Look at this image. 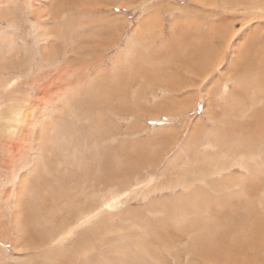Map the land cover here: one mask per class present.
Returning <instances> with one entry per match:
<instances>
[{
	"label": "rangeland",
	"instance_id": "obj_1",
	"mask_svg": "<svg viewBox=\"0 0 264 264\" xmlns=\"http://www.w3.org/2000/svg\"><path fill=\"white\" fill-rule=\"evenodd\" d=\"M82 263L264 264V0H0V264Z\"/></svg>",
	"mask_w": 264,
	"mask_h": 264
},
{
	"label": "bare ground",
	"instance_id": "obj_2",
	"mask_svg": "<svg viewBox=\"0 0 264 264\" xmlns=\"http://www.w3.org/2000/svg\"><path fill=\"white\" fill-rule=\"evenodd\" d=\"M223 91H225V84L223 85ZM231 110H232V109H231ZM55 156H56V155H55ZM241 165H242V164H241ZM81 170L83 171V169H81ZM217 174H218V173H217ZM76 177H77V176H76ZM45 183H46V182H45ZM23 195H24V193H23ZM31 195H32V194H31ZM22 197H23V196H22ZM32 197H33V196H32ZM34 197H35V198H34ZM34 197H33V202H29L28 199L25 198V197L22 198V199H21V205H20V207L22 208V204H23V205H27L28 203L26 204V202L28 201V202H29L30 210L34 211V210H35V208H34L35 205H37L39 202H41L40 198H37V196H35V195H34ZM47 202H49V201H47ZM42 203H43V202H42ZM45 205H46V204H45ZM25 209H26V208H25ZM31 213H32V212H31ZM88 213H91V214H92V213H94V211L90 210L89 212H87V214H88ZM27 214H28V213H27ZM33 214H35V212H33ZM91 216H92V215H91ZM46 217H47V216H46ZM87 218H88V217H86L84 214H82L81 218H79L80 221H78L77 224H78V223L80 224V223L84 222L85 220H87ZM32 219H33V221H34V218H32ZM30 220H31V219H30ZM31 221H32V220H31ZM29 222H30V221H29ZM31 223H32V222H31ZM33 223H34V222H33ZM24 224H25L26 226H28V224H27L26 221L24 222ZM28 227H29V226H28ZM26 228H27V227H26ZM66 228H67V227H66ZM82 264H84V263H82Z\"/></svg>",
	"mask_w": 264,
	"mask_h": 264
}]
</instances>
